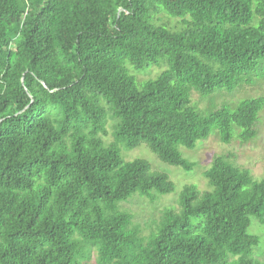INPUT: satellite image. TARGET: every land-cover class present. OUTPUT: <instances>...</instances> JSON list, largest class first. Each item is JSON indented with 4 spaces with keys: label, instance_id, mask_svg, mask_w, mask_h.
<instances>
[{
    "label": "trees",
    "instance_id": "obj_1",
    "mask_svg": "<svg viewBox=\"0 0 264 264\" xmlns=\"http://www.w3.org/2000/svg\"><path fill=\"white\" fill-rule=\"evenodd\" d=\"M261 79L264 0H0V264H264V176L215 154L145 235L121 202L175 183L120 154L188 172L180 146L252 140L264 95L227 97Z\"/></svg>",
    "mask_w": 264,
    "mask_h": 264
},
{
    "label": "rangeland",
    "instance_id": "obj_2",
    "mask_svg": "<svg viewBox=\"0 0 264 264\" xmlns=\"http://www.w3.org/2000/svg\"><path fill=\"white\" fill-rule=\"evenodd\" d=\"M179 18L168 15L163 11L155 14V19L158 20L160 24L166 23L172 29H177L179 27ZM152 66H150V68ZM166 67V64H161L160 67L155 65L154 68H147L140 71L134 70L132 67L130 68V72L134 75L136 74L137 76L135 75V77L137 82L141 83L145 79L156 77L159 72H161ZM193 92H195V90H192V93ZM192 93L190 99L191 97H193L192 101H197L198 104L203 107V101L200 100L199 95L197 93H193L192 96ZM214 94L200 95L204 98V100L208 102L213 101L214 103H216L217 101H221L223 99L220 98L217 100V97H215ZM260 95H264V79H261L258 84H252L251 86L247 85L242 87L241 89L235 91L233 95H228L227 98L232 100H239L247 97H257ZM191 105H194V103L191 102ZM109 123H111V121ZM255 129L257 131L255 137L248 142H241L238 139H233L230 143L225 144L222 143L216 135H211L207 139L198 142L197 146L194 149H187L184 146H180L179 148L182 152V155L195 162L194 169L188 172L183 171L180 167L169 165L161 161L152 151H150V149L144 143L132 149H126L125 147L120 146V154L124 160L144 158L149 161L152 170L167 173L170 179L175 183V189L172 193L162 194L152 202L148 200L147 197L139 196L138 193H135L131 197H129L128 200L121 202L122 208H125L133 213L134 222L138 223L141 226L142 233L147 235L153 227L152 221L159 217L160 211L165 205L171 204L177 207L178 193L185 183H195L200 189H206L208 187L207 181L203 176V171L209 166L212 156L215 154L228 155L230 157V160H232L240 167L249 168L254 177H263L264 108L259 113V120L256 123ZM107 130L108 133L103 136V139L105 142H110L113 140L112 128L110 125L108 126ZM248 231L259 235L260 243L254 250V256L259 260H263L264 227L257 221L254 216H251V225L249 226Z\"/></svg>",
    "mask_w": 264,
    "mask_h": 264
}]
</instances>
